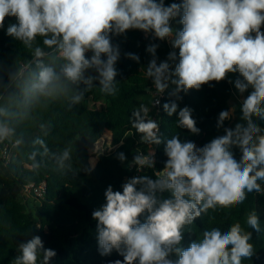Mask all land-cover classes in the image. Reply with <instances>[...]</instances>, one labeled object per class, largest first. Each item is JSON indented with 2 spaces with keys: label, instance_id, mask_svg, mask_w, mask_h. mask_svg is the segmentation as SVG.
I'll use <instances>...</instances> for the list:
<instances>
[{
  "label": "clouds",
  "instance_id": "9594fccd",
  "mask_svg": "<svg viewBox=\"0 0 264 264\" xmlns=\"http://www.w3.org/2000/svg\"><path fill=\"white\" fill-rule=\"evenodd\" d=\"M7 16L18 22L8 26L7 34L35 57L37 71L26 89L34 98L63 96L77 105L95 87L94 81L99 82L101 93L116 96L115 65L121 50L113 37L140 30L170 43L173 50L159 63V45L147 46L152 59L146 76L158 94L170 84L175 86L169 92L175 99L164 103L163 110L168 116L178 114L177 126L198 135L201 130L193 110L179 108L180 93L238 72L242 79L229 82L240 94L252 89L241 104L244 123L224 127L234 109L222 110L216 127L223 128L224 134L202 147L181 141L177 135L167 139V160L156 178H130L122 191L109 185L105 202L92 212V219L97 222L100 254L107 256L115 250L123 257L111 264H243L255 255L252 234L246 230L260 231L255 211L247 213L243 224L232 223L226 231L219 227L203 230L188 247L182 241L185 230L191 233L202 214L242 205L249 193H264V129L254 122V118L264 120V0H181L169 5L165 0H0V28ZM178 16L182 30L171 23ZM38 37L43 47L36 44ZM45 48L53 53V64L44 63ZM125 55L139 62L138 55ZM57 61L58 67L54 66ZM90 70L96 75L89 74ZM152 104L158 105L159 100ZM149 111L143 104L134 110L131 127L140 134L141 143L160 145L159 123L149 117ZM7 114L0 109V116ZM14 136L15 128L0 121V143ZM21 143L15 139L13 147ZM36 143L48 151L43 140ZM233 147L241 151L239 160ZM36 156L35 151L29 155L34 170L41 166ZM54 159L57 170L71 171V146L54 154ZM118 159L125 161L124 153ZM154 163L153 151L137 152L132 161L138 170ZM18 252L12 264H50L57 255L44 247L39 235L21 242Z\"/></svg>",
  "mask_w": 264,
  "mask_h": 264
},
{
  "label": "trees",
  "instance_id": "16d2710c",
  "mask_svg": "<svg viewBox=\"0 0 264 264\" xmlns=\"http://www.w3.org/2000/svg\"><path fill=\"white\" fill-rule=\"evenodd\" d=\"M173 2L181 3V0H165L166 5ZM179 19L178 16L176 29L182 30ZM16 23L15 17L7 16L0 28V109L8 113L0 116V121L15 128V136L7 141H22L19 147L14 148L8 164L0 161V264H12L19 254L18 245L34 235L42 238L46 249L56 251L57 255L50 264H111L116 260L122 261L123 257L115 250L102 256L98 247L97 222L92 219V212L105 202L106 188L111 185L114 191H122L124 183L138 176L155 179V173L164 168L167 160L164 151L166 140L174 135L181 141L194 142L197 147L223 135L224 129L216 127L217 120L222 110H230L233 89L226 78L205 84L199 90L181 92L182 99L177 101L179 108L187 106L193 110V118L201 131L196 135L179 128L178 114L168 116L163 110L164 103L175 99L169 96L171 91L167 90L160 107L154 108L152 101L156 90L145 72L152 59L146 51L147 46L159 45L156 51L159 63L166 60L173 50L170 43L140 30H129L125 36L113 37V43L119 44L121 50L115 65L119 89L116 96L101 93L99 82L94 81L95 87L77 105H71L63 96L54 100L34 98L26 92L37 71L33 52L7 34L8 26ZM40 40L38 37L36 44L43 47ZM44 50L48 53L43 58L44 63L53 64V53L47 48ZM126 53L138 55L139 62L128 58ZM58 64L59 61L54 66L58 67ZM89 74L96 75L92 70ZM234 74L235 79H242L238 72ZM142 104L149 107V117L159 123L160 145L141 143L140 134L131 127L130 118ZM230 123L231 120H226L224 127H230ZM257 125L264 129V120L257 119ZM106 131L112 133L117 148L102 156L92 168L89 151ZM38 139L43 140L47 152L36 143ZM68 146L72 148V169L57 170L54 154ZM152 150L155 151L154 166L139 171L132 164L135 154L142 152L147 155ZM34 151L41 165L36 170L32 169L33 161L29 160ZM231 151L239 160L240 149L233 147ZM119 153H124L125 161L118 159ZM42 182L47 184L42 198L31 196L34 199L29 200L22 196L26 185ZM251 211L258 216L260 231L246 229L252 234L255 255L243 264H264V193H249L242 205L202 214L191 226V233L185 230L182 246L188 247L201 237L205 229L219 227L226 231L232 223L243 224ZM210 216L214 217L211 221Z\"/></svg>",
  "mask_w": 264,
  "mask_h": 264
},
{
  "label": "rangeland",
  "instance_id": "374dc122",
  "mask_svg": "<svg viewBox=\"0 0 264 264\" xmlns=\"http://www.w3.org/2000/svg\"><path fill=\"white\" fill-rule=\"evenodd\" d=\"M172 26L174 29H176V25H177V21L176 19L173 20L172 22ZM177 30V29H176ZM228 81H232L234 82L235 79V74L234 73H230L227 77ZM230 83V82H229ZM171 85V84H170ZM232 89H233V96L230 100V110L234 109L233 113H232V118L231 123H230V127H234L235 124L237 123H244V121L241 120V104L244 98H246V96L252 91L251 88H249L245 93L240 94L238 92V90L235 88L234 83H230ZM174 86V85H172ZM175 87V86H174ZM254 122L257 124V118H254ZM109 131H106L102 137V139L96 144V146L94 147V149L92 150V157L90 159L91 165L94 167L96 165V163L98 162V160L100 159V156L110 152L112 150H114V148L116 147L110 140H111V133L109 134ZM154 152V150H152ZM34 198H31L29 200H32Z\"/></svg>",
  "mask_w": 264,
  "mask_h": 264
},
{
  "label": "built area",
  "instance_id": "2783aa9c",
  "mask_svg": "<svg viewBox=\"0 0 264 264\" xmlns=\"http://www.w3.org/2000/svg\"><path fill=\"white\" fill-rule=\"evenodd\" d=\"M170 86V85H169ZM168 90V89H167ZM166 90V91H167ZM166 91L163 93V94H158V93H156L155 92V94H154V100H153V102L155 101V100H159V104L158 105H154L153 104V107L154 108H156V109H158L159 107H160V105H161V101H162V99L165 97V94H166ZM111 135H112V133H111ZM102 139V138H101ZM100 139V140H101ZM99 140V141H100ZM98 141V142H99ZM112 143H113V139H112V137H111V140H110ZM97 142V143H98ZM96 143V144H97ZM96 144H95V146H96ZM114 144V143H113ZM115 145V144H114ZM94 146V147H95ZM116 147L114 148V150L117 148V145H115ZM14 148L15 147H13V143L12 142H10V141H4L3 143H0V161L1 162H4L5 164H8L9 162H10V160H11V158H12V156L14 155ZM94 149V148H93ZM93 149H91L90 151H89V153H90V159H91V157H92V150ZM111 152V151H110ZM110 152H107V153H110ZM107 153H105V154H107ZM154 153H155V151H154ZM105 154H103V155H101L100 156V158L102 157V156H104ZM100 160V159H99ZM99 160H98V162H99ZM97 162V163H98ZM91 163V162H90ZM97 163H96V165H97ZM95 165V166H96ZM92 166V165H91ZM94 166V167H95ZM93 166H92V168H94ZM140 171V170H139ZM46 189H47V184L45 183V182H42L41 184H39V185H35V184H29V185H26L25 187H24V189L22 190V196L24 197V198H30L31 196H36V197H39V198H42L43 196H44V194H45V192H46Z\"/></svg>",
  "mask_w": 264,
  "mask_h": 264
},
{
  "label": "water",
  "instance_id": "95a60500",
  "mask_svg": "<svg viewBox=\"0 0 264 264\" xmlns=\"http://www.w3.org/2000/svg\"><path fill=\"white\" fill-rule=\"evenodd\" d=\"M173 89H174V86H172V85H170L168 88L169 91H172Z\"/></svg>",
  "mask_w": 264,
  "mask_h": 264
}]
</instances>
